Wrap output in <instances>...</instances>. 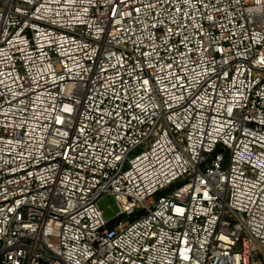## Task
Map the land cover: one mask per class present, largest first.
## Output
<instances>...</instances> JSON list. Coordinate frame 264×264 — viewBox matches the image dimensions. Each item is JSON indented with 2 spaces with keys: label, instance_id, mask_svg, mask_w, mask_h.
Here are the masks:
<instances>
[{
  "label": "built area",
  "instance_id": "built-area-1",
  "mask_svg": "<svg viewBox=\"0 0 264 264\" xmlns=\"http://www.w3.org/2000/svg\"><path fill=\"white\" fill-rule=\"evenodd\" d=\"M0 264H264V0H0Z\"/></svg>",
  "mask_w": 264,
  "mask_h": 264
},
{
  "label": "rangeland",
  "instance_id": "rangeland-1",
  "mask_svg": "<svg viewBox=\"0 0 264 264\" xmlns=\"http://www.w3.org/2000/svg\"><path fill=\"white\" fill-rule=\"evenodd\" d=\"M227 156V152L224 153ZM97 208L101 211L102 216L105 219H109L114 216V199L110 195H103L96 201Z\"/></svg>",
  "mask_w": 264,
  "mask_h": 264
}]
</instances>
